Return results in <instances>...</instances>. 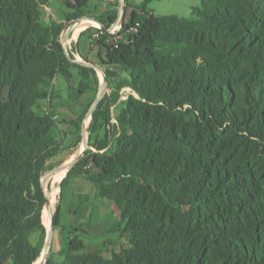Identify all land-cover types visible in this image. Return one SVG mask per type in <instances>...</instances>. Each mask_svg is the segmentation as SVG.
Instances as JSON below:
<instances>
[{
    "label": "trees",
    "instance_id": "obj_1",
    "mask_svg": "<svg viewBox=\"0 0 264 264\" xmlns=\"http://www.w3.org/2000/svg\"><path fill=\"white\" fill-rule=\"evenodd\" d=\"M153 1L125 14L116 33L118 10L91 15L105 28L80 35L98 48L110 91L61 186L63 196L84 174L118 211L112 232L124 241L109 255L88 249L59 204L62 259L52 253L47 264H264V0H201L191 18L157 15ZM51 3L0 0V264L42 256V177L69 137L72 147L81 141L89 105L63 130L45 101L61 97L58 80L76 104L100 82L62 41L67 21L93 13L89 1L65 0L47 24Z\"/></svg>",
    "mask_w": 264,
    "mask_h": 264
},
{
    "label": "rangeland",
    "instance_id": "obj_2",
    "mask_svg": "<svg viewBox=\"0 0 264 264\" xmlns=\"http://www.w3.org/2000/svg\"><path fill=\"white\" fill-rule=\"evenodd\" d=\"M60 1L51 3L50 7H45L43 9L45 13V23L49 24L52 20L61 19L63 13L67 11L65 1L63 0L62 3H60ZM141 2L142 0H124L123 4L126 7L124 9V12L122 13L120 0H89V9L93 13L87 14L80 20L66 22V28L62 35V39L68 53L74 55L77 63L82 64V62H88L96 64L98 68L96 70L100 82L95 90H91L83 98L81 104H76L67 98L68 92L65 82L63 80H58V82L56 83V88L61 97L56 99H49L44 103V108L56 115L57 120L60 122V127L63 130H70L72 126L69 121L77 118L84 111L86 106L89 105L81 124V130L78 133L81 136L80 143L78 144V146L72 147L75 137H69L66 140L65 147L61 151V153L50 161V163L53 164V168L46 171L42 177L46 192L48 193V191L52 189V191L48 194L50 202L46 205L44 210L45 224L48 229L51 228V213L52 211L56 210L59 204H61L63 224L76 225L79 223L80 225H82L84 232H81L79 235L82 239L85 240L88 249L92 247H99L105 251L106 255H109L110 250H112L113 248H118V245L120 243H123L124 241L120 233L112 232L114 224L119 219V214L115 206L111 203H108V200H100L97 197V192L94 184L89 181L84 174L72 176L69 179L68 184L65 188L64 195L62 196V188L59 186V183L65 175V171L59 173L54 171V169L64 163L69 162L71 159H73L76 153L81 152V148L84 146V135L87 137L89 142V126L92 120V115L90 114V112L93 110L97 99L102 95V100L106 93L110 91L103 81L104 70L99 65L98 59L96 60V56H90L93 47H91L89 43V45L85 44L83 48L81 45L77 48L73 40V35L82 28L86 29L92 26H101L98 20L94 17H91V15L102 16L108 10L115 9L118 10V18L121 20V18L125 17V14L129 16L134 8H138ZM198 6H201V0H155L150 4V9H152L157 15L191 18L193 16V9ZM140 13L142 17L145 16L143 12ZM82 20L84 21L76 28H74V26L80 23ZM121 26L122 25L119 24L116 31H118ZM72 27L74 28V33L71 29ZM88 36H90V34H87V36H85L86 40H88ZM79 49H83L82 51L84 53V56L82 54L81 56H79ZM128 93H131V90L127 88L123 91L122 98H126V95ZM113 121L115 122V119H113ZM104 134V130H101L98 136L101 138L104 136ZM56 186H59L60 188L52 198L51 195L54 192ZM60 233V228L54 230L53 245L51 251V254H56L55 257L58 261H61L62 259L58 255V253L62 250L64 244V240L61 238ZM39 238L40 232L34 233L32 236L33 243L36 244ZM42 253L45 254L44 248L42 249L41 254ZM42 256L35 262L36 264H47L50 256L47 258L45 255V259L40 263Z\"/></svg>",
    "mask_w": 264,
    "mask_h": 264
},
{
    "label": "water",
    "instance_id": "obj_3",
    "mask_svg": "<svg viewBox=\"0 0 264 264\" xmlns=\"http://www.w3.org/2000/svg\"><path fill=\"white\" fill-rule=\"evenodd\" d=\"M123 1H124V0H120V7H121V11H122V13L124 12V9H125V6H124V4H123ZM81 18H82V17H81ZM81 18H79V19H77V20H80ZM123 20H124V17L121 18V20L118 18V23H116V24H121V25H122ZM98 22H99V21H98ZM99 24L101 25V26H99L100 28H103V29L105 28L104 25L101 24L100 22H99ZM116 24L112 25L111 28L108 29V31L110 32L111 29H112L113 27H115ZM62 41H63V40H62ZM63 44H64V41H63ZM64 46H65V44H64ZM65 48H66V47H65ZM66 50H67V49H66ZM72 60L76 62L75 58L72 59ZM82 64L87 65V66L94 67L95 69H98V68H97V65H96V64H93V63L82 62ZM103 81L105 82L106 87L109 89V87H108V81H107V78H106L105 73H104V75H103ZM101 98H102V95L97 99V101H96V103H95V105H94V107H93V110L90 112L91 115H92V113L94 112V110L96 109V106L98 105V103H99V101L101 100ZM84 140H85V147H84L83 151L81 152V154H80L78 157H76L75 159H73V160H71V161H69V162H67V163H64V164H62V165H60V166H58L57 168L54 169V171H56V172H60V171H62V170H65V175L63 176V178L61 179V181H60V183H59V186H60V187L62 186V182H63V180L65 179V177L67 176V174L69 173V171L76 167V165H77V164L81 161V159L84 157V155H85V153H86V150L89 148L88 139H87V137H86L85 135H84ZM47 197H48V202H47V204H48V203H49V195H48V193H47ZM47 204H46V205H47ZM56 210H57V208H56ZM56 210L53 211V215H54V213L56 212ZM43 225H44V224H43ZM44 226H45V225H44ZM45 227H46V226H45ZM54 230H55V228H54V225H53V216H52L51 228L48 229V228L46 227L47 235H46V240H45V244H44V247H43V248H44L45 255H46L47 258L50 256L51 251H52Z\"/></svg>",
    "mask_w": 264,
    "mask_h": 264
},
{
    "label": "crops",
    "instance_id": "obj_4",
    "mask_svg": "<svg viewBox=\"0 0 264 264\" xmlns=\"http://www.w3.org/2000/svg\"><path fill=\"white\" fill-rule=\"evenodd\" d=\"M59 2L60 0H52V3H56V2ZM65 1V0H64ZM89 1V0H88ZM63 2V0H61L60 1V3H62ZM48 7H50V6H48ZM119 26V24L117 25H115V29H117V27ZM75 27V26H74ZM92 27H97V28H99L98 26H92ZM72 29V31H73V33H74V28L72 27L71 28ZM87 29V28H86ZM85 28H82L81 30L79 29V31L76 33V34H74L73 35V40H74V42H75V46L78 48V47H80V45L82 46V48L85 46V44H88L89 45V41L88 40H86V39H84V40H82L81 42H79L80 41V35H81V33L83 32V31H85L86 30ZM120 30V29H119ZM63 33H64V31H63ZM63 33H62V35H63ZM63 40V39H62ZM68 42H69V40H68ZM83 50V49H82ZM81 49H79V56H81V54L84 56V53H83V51H82ZM98 54H99V50H98V48H93V50L91 51V53H90V56H96V60L98 59ZM91 58V57H90Z\"/></svg>",
    "mask_w": 264,
    "mask_h": 264
},
{
    "label": "bare ground",
    "instance_id": "obj_5",
    "mask_svg": "<svg viewBox=\"0 0 264 264\" xmlns=\"http://www.w3.org/2000/svg\"><path fill=\"white\" fill-rule=\"evenodd\" d=\"M83 21H84V20H82L80 23L76 24L74 28H76L78 25H80ZM92 22H94V21H92ZM83 144H84V146L81 148V152L83 151L82 149H84V147H85V140L83 141ZM81 152L76 153V154L74 155V157H75V158L78 157V156L81 154ZM74 157H73V159H75ZM73 159H71V160H73ZM71 160H70V161H71ZM64 171H65V170H62V171H60V172H64ZM60 172H59V173H60ZM56 180H57V179H56ZM59 188H60L59 186H56V187H55L54 192H53L52 195H51L52 198L54 197V195L56 194V192L58 191ZM49 193H50V191H48V194H49ZM49 202H50V201H49ZM48 204H49V203H48ZM54 211H55V210H54ZM51 214H52V216H53V211H52ZM51 222H52V219H51ZM46 227H47V226H46ZM42 254H43V256H42V259H41L40 263L45 259V254H44V253H42ZM42 254H41V255H42ZM35 264H36V263H35Z\"/></svg>",
    "mask_w": 264,
    "mask_h": 264
},
{
    "label": "built area",
    "instance_id": "obj_6",
    "mask_svg": "<svg viewBox=\"0 0 264 264\" xmlns=\"http://www.w3.org/2000/svg\"><path fill=\"white\" fill-rule=\"evenodd\" d=\"M109 1H115V0H109ZM99 28H100V27H99ZM118 31H119V30H118ZM118 31H116L115 27H113V28L111 29L110 33H116V32H118ZM99 35H100L99 32L95 33V34H94V38L99 37Z\"/></svg>",
    "mask_w": 264,
    "mask_h": 264
}]
</instances>
